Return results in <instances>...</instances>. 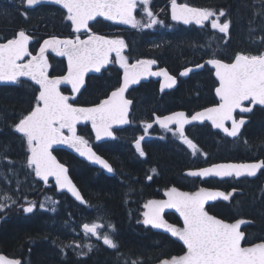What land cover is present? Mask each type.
I'll list each match as a JSON object with an SVG mask.
<instances>
[{
  "label": "trees",
  "instance_id": "obj_1",
  "mask_svg": "<svg viewBox=\"0 0 264 264\" xmlns=\"http://www.w3.org/2000/svg\"><path fill=\"white\" fill-rule=\"evenodd\" d=\"M163 1L165 0L157 1V5H161ZM191 1L197 6L216 12L223 10L225 13L223 21H229V29L223 41L219 42L223 50L220 54L218 50V58L227 61L239 52L261 53L264 42L257 39L264 34V15L261 12L264 11V0ZM20 7L0 5V41L13 38L17 30L24 29L32 37L30 50L34 53L45 37L53 34H70V24L65 20L66 14L59 8L43 5L26 10ZM163 18L169 22L168 12ZM91 28L95 31L117 29L116 26H108L103 21L95 22ZM181 31L183 34L178 36L173 33L158 36L150 32L120 35L128 42L133 56L156 58L171 72L177 73L181 68L199 64L207 57L188 46L201 43L199 40L202 38L201 34L196 29L182 28ZM48 63L51 75L64 73L65 61L62 58L49 55ZM119 77L120 71L116 68H109L99 76H88L85 88L78 98H71L72 103L89 105L99 102L118 85ZM213 85L212 73L205 67L201 71L182 77L177 88L166 94L169 97L165 96L162 101L171 107L188 106L190 99H195V94L200 97L204 91L210 93ZM153 86L154 83H148L140 87ZM62 90L70 93L67 88ZM37 91V87L26 80H21L13 86H0V161L7 159L13 162L15 168L30 167L27 164L29 146L26 138L15 133L14 125L32 110L36 104ZM152 95H156L155 91ZM195 100L199 103L200 98ZM137 113V110L133 109L132 126L124 131H118L119 140L115 142L96 144L88 125L78 127V134L111 163L115 170L113 176L103 172L95 175L94 168L86 162L64 150L54 151L58 159L68 166L72 179L87 201V206L77 204L65 194H57L53 184L49 187L38 183L32 190L22 192L15 205L0 212V253L11 259L20 260L21 264H132L133 260H141L140 264H156L163 259L181 255L185 251V246L178 237L145 225L136 201L129 202V205L134 207L132 212L126 205L129 194L134 200L141 198V184L144 183L147 174L144 167L150 163L158 169L160 177H153L148 189L155 185L166 186L170 182L183 189L188 186L187 189L192 191L198 186L218 188L225 194H230L229 199L214 201L208 206V211L227 222L246 220L242 226L245 236L243 244L264 241V174L253 180L201 183L191 180L189 184L192 186L184 184L180 178L181 171L186 167V159L182 153L183 146L174 140L167 144L152 141L151 144L156 143V146L149 149L147 163L139 159L138 150L132 143L137 140L140 133ZM256 115L257 113L244 127L237 140L238 146L236 141L232 142L235 146L229 148L231 142L226 141L224 153H221V147L216 146L211 154L227 161L253 159L256 150H260L261 144H264V122L258 123V120H253ZM258 117L262 119L261 116ZM129 131L131 133L126 135ZM191 133L198 143L202 144L204 140L206 145H212L204 128L191 129ZM3 164L6 165L5 162ZM46 193H54L63 199L66 208L63 209L62 205L56 214L40 210L41 199ZM29 204L33 206L32 212L24 210ZM69 219L77 223L108 221L115 228L114 242L118 247L109 248L101 242L97 249L85 258H77L71 252L63 257L62 244L74 238L69 229L64 227ZM167 220L176 226L181 225L177 216L172 215Z\"/></svg>",
  "mask_w": 264,
  "mask_h": 264
},
{
  "label": "snow or ice",
  "instance_id": "obj_2",
  "mask_svg": "<svg viewBox=\"0 0 264 264\" xmlns=\"http://www.w3.org/2000/svg\"><path fill=\"white\" fill-rule=\"evenodd\" d=\"M21 2L32 7L39 5L42 0H21ZM50 2L62 4L67 9V19L75 26L76 32L88 29V22L97 16H104L109 20L119 21L132 27L150 28L156 23H163L158 21L151 9L147 7L144 8L149 18L147 23L142 24L135 18L134 12L137 5H147L148 0H50ZM171 3L173 20L189 23L194 19L200 25L211 20L213 29L218 28L221 33H226L229 29V21L219 22L220 17L225 15L223 10L217 14L213 9L192 8L187 4H177L176 0H171ZM213 17L215 19H212ZM30 39L31 37L24 30H20L14 38L0 43V81L16 82L18 77L28 76L39 85L36 105L27 115L22 116L14 128L26 138L31 153L27 164L35 167L36 176L42 177L45 181L49 176H54L61 189L66 188L77 200H82L80 193L66 174L67 169L64 165L57 163L49 149L54 144H67L80 155H87L89 159L95 160L111 172L110 165L87 146L88 142L83 137L76 134V124L80 120L91 121L96 130L97 139L101 137V134L112 136L113 124L128 123V105L131 101L124 99L125 90L130 84L136 83L140 76L149 73V66L156 62L139 60L129 66L126 58L121 55L125 47L123 39H110L95 33L89 35L86 40H81L79 37L74 40L52 37L44 41L37 56H33L28 50ZM49 48L58 55L67 57L68 74L66 76L49 78L45 57V52ZM111 53H115L124 68L122 85L112 91L108 99L102 100L95 106L77 107L69 103V97L59 91V85L65 82L70 83L72 91L78 92L83 83L84 73L90 68L99 72L102 66L109 63ZM25 56L31 59L27 63H18ZM207 63L215 66L216 76L219 78L220 86L216 88V93L220 97V103L197 112L191 117L186 116L184 112L156 117V122L162 128L172 132L174 136H179L194 153L197 148L185 136L186 124L208 119L216 128L223 129L227 135L235 138L245 120L241 118L237 121L233 112L236 109H240L242 113L250 112L251 108L242 106L244 101L252 105H264V53L257 55L236 53L231 63H225L220 59H210ZM197 67L201 66L197 65ZM189 71L191 69H186L181 75H186ZM150 74L165 78L166 83L161 85L162 88H170L176 82L175 78L163 69ZM226 121L232 122L231 128L225 126ZM172 124L176 125L175 130L170 128ZM151 127V124L146 126V128ZM64 130L71 135L65 136ZM142 139L143 137H140L136 141V148L140 150L141 156L144 155L140 145ZM260 169H264V160L239 164H214L207 168L189 171L188 175L202 178L241 177L245 174L255 176ZM229 195L205 188H200L194 193L180 192L172 188L167 192V200L148 201L144 205L147 209L144 212V224L166 229L172 236L182 240L187 249L180 256L161 260L160 264H264V241L246 247L241 246L245 236L238 229L245 221L237 220L234 223H227L205 211L207 201L215 200L217 197L228 200ZM4 207L5 204L0 203V209ZM166 208H175L179 211L183 217L182 228H177L164 220L162 213ZM24 210L32 212L33 206ZM101 227L104 225L95 223L91 226L83 225L85 232L92 235H97V229ZM102 238L105 245L113 249L118 247L108 234H104ZM89 250H91L90 245ZM0 264H21V261L0 255ZM132 264H140V262L132 261Z\"/></svg>",
  "mask_w": 264,
  "mask_h": 264
},
{
  "label": "flooded vegetation",
  "instance_id": "obj_3",
  "mask_svg": "<svg viewBox=\"0 0 264 264\" xmlns=\"http://www.w3.org/2000/svg\"><path fill=\"white\" fill-rule=\"evenodd\" d=\"M176 2L180 3V4L188 3V4H191V5H195L191 0H178ZM156 3L157 2H155L154 4H156ZM25 4L26 3L23 4V7L25 9H27L28 7ZM199 7H201V6H199ZM202 8L208 9L206 7H203V6H202ZM156 19L158 20V18H156ZM169 19H170V17H169ZM106 24H108V26H113V24L110 23V22H106ZM166 24H169L172 28L170 30H167V29H164V30H152L151 29L152 27H150V28L141 27L142 28L141 29V28H137V27H132L131 26L129 29H120L116 33L120 35L121 33H130L131 34V33H134V32H138L139 34H142V33L150 32V33H156L158 36L159 35H163V33H173V34L178 36L180 34H183V31H181V29L182 28H186L187 30L188 29H191V30L196 29L200 34H202L207 29L209 23H206L203 27H197V26H195L193 24H190L189 26H185V25H183L181 23L175 22V21L170 19L169 22H166ZM92 31L94 33H102V34H104L106 36H109V37H112L113 34H114V30L113 31H112V29L109 30V28H107L105 30H102V31H95V30L92 29ZM224 36H225V34L219 35L218 42L223 41V37ZM123 39L125 40L124 42L126 43L127 47L124 50V52H121V54L125 53L127 55V58H128V63L127 64H131V63H133V62H135V61H137V60H139L141 58H148L150 60L156 61V65L154 67H152V70H160L162 68H165L167 70V72L171 76H173L175 78V80H176V86L174 88H170V89H168L166 91H163V92H161V86H160V81L161 80L160 79H148L147 81L141 82L138 86L131 87L126 93L127 98H129L132 101L130 118L132 119L131 116H132V113H133V109L134 110L136 109L137 112H138L137 113V115H138L137 117H138V125H139V130H140V133L138 135V139H140V137H143V139L140 140V145H141V150L143 151L144 155L141 156L140 155V150H138L139 159L141 161H143L144 163H147V159H148L147 157H148L149 149L152 148L153 146H156V143L151 144L152 141H161V143L163 142V143L167 144L170 140H174L176 143H178L181 146H183L182 153H183V156L186 159V167L183 168V170L181 171V178H180L181 182L184 183V184H189V182L191 180H197L200 183L203 182V180H200L199 178L189 177V176L184 175V172L186 170H188V169H194V168H199V167H203V166H208L210 164L219 163V162L231 161V160H228V161L224 160V159L220 158V156H215V155L211 154V152H213L214 148H216V146H218V148L221 147V149H220L221 153H224L225 146H226V141H229L231 143L232 142L236 143V141L239 139L241 133L243 132L244 127L250 121V118L253 117V115H255L256 113H257V115L253 118V120H255V119L258 120V123H262V121L264 122V108L263 107L254 106L252 108V110L248 114L235 113L237 121H239L241 118L246 119L247 121L244 123V125H243V127H242V129H241V131L239 133V136L236 139H234V140H232L229 136H227L224 133H222L220 130H215L212 127V125L209 124L206 121L203 122L202 124H194V125L186 126L185 127V136L188 139H190L196 145V148H197V151L194 153L193 150L191 148H189V146L187 144H185L184 141L179 136H174L172 134V132L162 128L160 125L155 123V116H163L165 114H168V113H171V112H175V111H185L187 113V115L190 116L194 112L199 111L201 109H205V108H209V107H213L215 105H218L220 103V101L218 100V98L214 94V89H215V87L217 85L216 80L213 78L214 79V85H213V87H211L210 93L204 91L201 94L200 97L197 94L194 95L195 99H199L200 98V100H203V102L199 100V103H197L195 99H190L191 102H190V105H188V106L171 107L170 104L165 103L162 100L164 99L166 94L174 91L177 88V86L179 85V82H180L182 77H187V76H189L191 74H189V75H187V74L186 75H181L182 68L177 73L171 72L166 66L161 64L156 58H153V57H138L137 58L136 55L133 56V51H131L128 42L126 41V39L124 37H123ZM199 40H201V39H199ZM218 46H219L218 50H219V54H220V51L223 50V48H221L222 44L218 43ZM194 49H196V48H194ZM198 50H197L198 54L201 53L202 56H207L205 59H207L209 57H214V56L217 57L216 54H211V51L208 50L207 48L204 49L203 47H199ZM115 59H117V57L114 54V55H112L111 62L108 64V66L105 69L101 70L100 73H98L96 75H91V76H99V75H102L105 72H107V70L109 68L110 69L111 68H116L117 70L120 71V77H119V83H118V85L115 88L119 87V84L121 82V76H122V72H123V67H120L119 64H117V62H115ZM205 59H202V61H204ZM227 61H230V60H227ZM204 68L205 67H203V69ZM212 77H213V74H212ZM148 83H154L155 86H153V87H140V86H142L144 84H148ZM207 90H208V88H207ZM154 91L156 93L155 96L152 95L154 93ZM135 97H136V99H135ZM166 97H169V96H166ZM152 100H155V102H152ZM245 105L249 106L250 103H246ZM148 108H149V111H148ZM258 116H261L262 119L259 118ZM148 124H151L152 127L151 128H146V126ZM230 126H231L230 124H227V127H230ZM199 127H202V128H204V130H206V132H207V134L209 136V139H210V141L212 143L211 146L209 144L206 145L204 140H203L202 144L198 143L197 140H196V137L194 135L192 136L191 129L195 130L196 128H199ZM170 128H172L173 130L176 129L175 126L170 127ZM252 132H254V131H252ZM169 136L172 137V138H169ZM93 141L96 144H102L103 143V142H99V143L95 142L94 138H93ZM136 141L134 143L132 142L133 145H136ZM231 143L229 144L230 146L235 145V144H233V143L231 144ZM124 144L126 145L127 143L125 142ZM236 144L238 146V144H239L238 141H237ZM168 146H170V145H168ZM257 160H264V144H261L260 150H256V154H255V157L253 159L243 160V161H257ZM234 162H239V161L235 160ZM148 163H150V162H148ZM146 166H148V168ZM146 166L144 167L146 172H147L146 178H145L144 183L141 184L142 186H141V189H140L141 198L138 199V200H134L133 197L130 198V196H129L130 194L127 195V198H130L131 202H134V201L137 202V207L140 210V215H141V213L143 214V212L145 210L144 205L149 200H151V199H164L165 196H166L165 195V191L169 190L170 188L176 187V188L181 189V190H185V191H189V192L192 191V190L187 189L188 186L186 187V189H183V188H181V186L176 185V184L171 183V182L168 185H166V186H160V185L156 186L155 185V186L152 187V189H150V188L148 189V184L151 183L153 177L154 178L155 177L156 178L160 177V172L151 163L147 164ZM153 169H155V171H153ZM93 170H95V175L98 174V173L103 172L102 169H98V168H94ZM262 174H264V169H262L259 172V174L253 179H256L257 177H259ZM149 177H150V179H149ZM263 177H264V175H263ZM246 179H248V178H242V179H238V180H235L234 178H231V179H228V180L243 181V180H246ZM253 179H248V180H253ZM205 181H220V182H222V181H225V180H219V179H216V178H210V179H206ZM189 185L192 186L191 184H189ZM263 185H261V186H263ZM199 187L200 186H198V188ZM213 189H218V188H213ZM173 213L174 212H172V211H165L163 213V216H164V218L166 220H167L168 217H170L172 215L173 216H177L175 213H174L175 215ZM141 218H142V215H141ZM177 219L179 220L178 217H177ZM67 222L71 223L70 227L74 226L75 228H77V226H78L77 222L73 221L72 219H69V221H66L65 225H64V227L66 229L70 228L69 225L66 224ZM179 222H180V220H179ZM78 231H79V229H78Z\"/></svg>",
  "mask_w": 264,
  "mask_h": 264
},
{
  "label": "water",
  "instance_id": "obj_4",
  "mask_svg": "<svg viewBox=\"0 0 264 264\" xmlns=\"http://www.w3.org/2000/svg\"><path fill=\"white\" fill-rule=\"evenodd\" d=\"M177 4H180V3H177ZM182 4H184V3H182ZM39 5H54V6H57V7L61 8L63 11L67 12V9L64 8L62 4H59V5H58V4H55V3H51L50 0H42V2H41ZM39 5H36V6H39ZM187 5H188V4H187ZM36 6H32V7H36ZM189 6L192 7V8H199V7H194V6H191V5H189ZM200 9H204V8H200ZM169 15H170V18L172 19V5L170 6V9H169ZM134 16H135V12H134ZM98 18H104V19H107V18L104 17V16H97V17H95L93 20H91V21L88 22V29H81L79 32H76V31H75V26H74V25L72 24V22L69 20L70 23H71V26H72V32L76 34V36H75L74 38H71V37H61V36H57V35L47 36V37H45V38L41 41V43L39 44L36 53H35V54H32V55H33V56H37V55L39 54L40 47L43 45L44 41L47 40V39H50V38H52V37H56V38L61 39V40H63V39H73V40H74V39H76V37H79L78 34H80V33H84V32H90L89 24L92 23L94 20H96V19H98ZM172 20H173V19H172ZM173 21L178 22V23H181V24H183V25H185V26H189L190 24H193V25H195V26H197V27H203L204 24H205L206 22H208V21H205L203 25H200V24H197V23L195 22L194 19H193V20H190L189 23H184L183 20H173ZM19 31H20V30H19ZM19 31H18V32H19ZM18 32H17V33H18ZM17 33H16V34H17ZM26 34L29 35L27 32H26ZM96 35H100V34H96ZM29 36H30V35H29ZM100 36H103V35H100ZM30 37H31V36H30ZM105 37H106V36H105ZM79 38H80V37H79ZM87 38H88V36H86V37H84V38H80V39H81V40H86ZM108 38H109V37H108ZM120 39H122V38H120ZM30 40H31V39H30ZM30 40H29V43H28V50H29V52H30V49H29ZM6 41H7V40H6ZM6 41L0 42V43H5ZM125 49H126V47H124V48L122 49V51H124ZM122 51H121V52H122ZM263 53H264V52H263ZM112 54H115V53H111V54H110V57H109V63H110V58H111V55H112ZM48 55H54V56H57V57H59V58H63V59L65 60V65H66L65 72H64L63 74H61V75H50L49 72L47 71V74H48L49 78L66 76V75L68 74V60H67V57H66V56H60V55H58V54H57L55 51H53L51 48L47 49L46 52H45L46 60L48 59ZM27 58H28V60L31 59V57H29V56H25V57L22 58L21 61H18V63H27V62H28V60L26 61ZM139 60H145V61H146V60H148V59L142 58V59H139ZM139 60H138V61H139ZM209 60H210V59H207V60L205 61V63L208 65L209 68L213 69V76H214V78L217 80V83H218L217 86L215 87L214 94H215V96L218 98V100L220 101V97H219V96L217 95V93H216V88L220 86L219 78L216 76V69H215V66H213V65L207 63V61H209ZM155 62H156V61H155ZM223 62H224V61H223ZM231 62H232V61H231ZM231 62H229V63H231ZM109 63H108V64H109ZM135 63H136V61L133 62L132 64H128V65L131 66V65H133V64H135ZM225 63H227V62H225ZM108 64L102 66L99 72H97V71H95V69H91V68H90L87 72H85V73H84V76H83V83L81 84L80 89H79L78 92H74V91H72V86H71V84H70V83H66V82H65V83H62V84L59 85V91H60L63 95L68 96L66 93H64V92L61 90V87H66V88L70 89V91L72 92L73 97H74V98H77V97L81 94V92L83 91V89H84V87H85V85H86V78H87V76H89V75H96V74L100 73L101 70L105 69V68L108 66ZM155 65H156V63L150 65V66H149V73H145L144 75L140 76L139 79H138V81H137L136 83H134V84H130V85L128 86V88H127V89L125 90V92H124V99L131 101L130 99H127V97H126V93H127V91H128L131 87L138 86L141 82L147 81L148 79H160V80H161V81H160V86H161L162 84L166 83L165 78H164L163 76H155V75H151V74H150V73H152V72H158V71L161 70V69H160V70H152V67H154ZM203 65H204V64L202 63V64H200L201 67H197V66H189V67H187V68L181 70V73L184 72L186 69H191V71L187 72V74H189V73H191V72H194V71L200 70V69L203 67ZM162 69H163V70H166L165 68H162ZM166 71H167V70H166ZM168 74H169V73H168ZM169 75H170V74H169ZM123 78H124V68H123V72H122V76H121V82H120L119 87H120V86L122 85V83H123ZM18 79L29 80V81L33 82V83L38 87V93H37V96H38V94H39V85H37L36 82H35L34 80L31 79V77H28V76H22V77H18ZM175 81H176V80H175ZM16 83H17V81H16V82H13V81H0V86H2V85H15ZM175 86H176V82H175V83L172 85V87H170V88H174ZM119 87H118V88H119ZM170 88H168V87L162 88V87H161V92L166 91V90H168V89H170ZM114 90H115V89H114ZM114 90H112V91H114ZM112 91L108 94V96H106V97H105L104 99H102V100L108 99V98L111 96ZM102 100H101V101H102ZM101 101H100V102H101ZM100 102H98V103H96V104H99ZM69 103H71V102H69ZM246 103H249V102H248V101H244L242 106H243V107H249V108H251V109H252L254 106L264 107V105H259V104H256V105H252V104H250L249 106H246V105H245ZM96 104H91V105H76V104H74V106H77V107H91V106H95ZM131 104H132V101H131V103L128 105V114H127V120H128V123H126V124H113V125H112V128H111V131L113 132V135H112V136H104L103 134H101V137H100L99 139H97V137H96V130L93 128L91 121H86V120H80V121L77 122V124H76V134L78 135V133H77V132H78V130H77V127H78V126H80V125H84V124H87V125L90 126L91 132H92L93 136L95 137L96 142H103V141H109V140H114V139H116V134H115V132H114V129H123V128L127 127V126L130 124L129 115H130V113H131V108H130V107H131ZM209 108H210V107H209ZM205 109H206V108H205ZM203 110H204V109H201V110H199V111L194 112L193 114H195V113H197V112H201V111H203ZM177 112H184L185 115L188 116L187 113H186L185 111H175V112H171V113L165 114V115H163V116H168V115H171L172 113H177ZM237 112L240 113V114H248V113H249V112H244V113H242V112L240 111V109H236V110L233 112V116H234V118H235V113H237ZM193 114H191V115H193ZM191 115L188 116V117H191ZM163 116H155V123H157V124L159 125V123L156 122V117H163ZM244 120H245V122L247 121L246 119H244ZM205 121L208 122L209 124H211L212 127H213L215 130H220L222 133H224L225 135H227V133H225V132L223 131V129L216 128V127L212 124L211 120H208V119H204V120H202V121H193V122H191L190 124H186L185 127L188 126V125L202 124V123L205 122ZM227 124H230V125L232 126V122H231V121H226V122H225V126H226V127H227ZM243 125H244V124H243ZM243 125L240 127V131H241ZM171 126H175V127H176L175 124L170 125V127H171ZM231 126L228 127V128H231ZM14 130H15V128H14ZM240 131H239V133H240ZM15 132H16L18 135L23 136V134L17 132L16 130H15ZM184 132H185V129H184ZM239 133H238V135H239ZM64 135H65V136H69V135H71V134H70L67 130H65V131H64ZM227 136H229V135H227ZM229 137L232 138V139H234V137H231V136H229ZM235 138H236V137H235ZM87 146L90 147V148L92 149V151H93L97 156H99V157H101L103 160H105V161L110 165V167L112 168V165L108 162V160H107L106 158H104L103 156H101V155H100V154H99V153H98L93 147H91V146H89V145H87ZM58 149L65 150V151L71 153L72 155H74L75 157L79 158L80 160L89 163L92 167L99 168V169H103L104 173L107 174V175H109V176L113 175V168H112V171L109 172L106 168L103 167V165H101V164H99V163H96L95 160H93V159H89L87 155H84V156L80 155L79 152H77L75 149L71 148V147H70L69 145H67V144H63V143L54 144V145H52V147L49 149L50 152H51V154H52V156L55 157L57 163L64 165V167L67 169V173H66V174H67L68 178L71 180L72 184L75 186V188H76L77 191L80 193V195H81V197H82L83 199H82V200H77L76 197L73 196L72 193L69 192L66 188H65V189H61V188L59 187V185L56 183V179H55L54 176H49L48 179H47V181H45L42 177H38V176H36V178H37L39 181H41L43 184H47L48 182L53 181V184H54V186H55V188H56V191H57L58 193H66L71 199H73V200L76 201L77 203H79V204H81V205H86V200L84 199V197H83V195H82L80 189L77 187V185H76L75 182L72 180V178H71V176H70V174H69L68 166H67L65 163L61 162V161L58 159V157L56 156L54 150H58ZM30 154H31V153H29V156H30ZM259 161H260V160H259ZM248 162H254V161H247V162H232V161H228V162H220V163H214V164H227V163L239 164V163H248ZM214 164H211V165H214ZM211 165H209V166H204V167H200V168L188 169V170H186V171L184 172V175L189 176V177H192V176L188 175V172H189V171L199 170V169H201V168H207V167H210ZM34 168H35V167H34ZM260 170H261V169H260ZM260 170L257 171V174L259 173ZM257 174H256L255 176H247V175L245 174V175H243V176H241V177H235V176H232V177H235V179H239V178H242V177H248L249 179H252V178H255V177L257 176ZM196 178H200V179H202V180H203V179H208V178H202V177H196ZM211 178H212V177H211ZM214 178H218V179H227V178H231V177H224V178L214 177ZM171 189H172V188H171ZM169 190H170V189H169ZM169 190H167V191L165 192V195H166V198H165V199H158V200L152 199V200H149V201H161V200H167V199H168L167 192H168ZM177 190H179V189H177ZM179 191H180V192H184V191H181V190H179ZM197 191H198V190H197ZM195 192H196V191H195ZM193 193H194V192H193ZM217 198H221V197H217ZM209 202H211V201H207V202L205 203V205H206L207 203H209ZM169 210L174 211V212L179 216V218L181 219V221H182V223H183V217L180 215V213H179V211H178L177 209H175V208H166V209H164V211H169ZM145 211H147V209H146ZM164 211H163V212H164ZM205 211H206V210H205ZM209 214H210V213H209ZM210 215H211V214H210ZM163 218H164V217H163ZM218 219H219V218H218ZM164 220H165V219H164ZM234 222H236V221H234ZM234 222H232V223H234ZM168 224H170V223L168 222ZM243 224H244V223H242V224L240 225V227H239V229H238L239 231H241V226H242ZM83 225H84V224H83ZM83 225H82V229L84 230ZM171 225H172V224H171ZM90 226H91V225H90ZM183 226H184V225H183ZM154 228H155V227H154ZM155 229H158V230H161V231H164V232L170 233L169 231H167L166 229H163V228H155ZM84 231H85V230H84ZM241 232H242V231H241ZM90 234H91V233H90ZM170 234H171V233H170ZM180 241H181V243H183L182 240H180ZM242 241H243V240H242ZM242 241H241V246H242V247L250 246V245H242ZM254 244H255V243H254ZM183 245H184V244H183ZM184 246H185V245H184ZM185 247H186V246H185ZM186 250H187V249H186ZM185 252H186V251H185ZM183 254H184V253H183ZM0 255H4V254L0 253ZM4 256H5V255H4ZM8 258H9V257H8ZM10 259H11V258H10ZM159 264H160V263H159Z\"/></svg>",
  "mask_w": 264,
  "mask_h": 264
},
{
  "label": "rangeland",
  "instance_id": "obj_5",
  "mask_svg": "<svg viewBox=\"0 0 264 264\" xmlns=\"http://www.w3.org/2000/svg\"><path fill=\"white\" fill-rule=\"evenodd\" d=\"M159 0H148L147 5H140L138 4L137 7V15L136 19L140 20L143 23L148 22V17L146 13L144 12V8H150L151 11L154 13L155 17L158 18V21H162L163 23H156L152 25V30H170L172 27L169 24H166L165 20L163 19L164 14L168 10L169 5L171 4V0H165L162 5H155L154 3ZM178 1V0H176ZM19 2L21 0H0V5L1 4H7L9 6H16L18 4L19 7ZM262 14L264 15V11H261ZM219 14V12H217ZM67 14L65 15V20H67ZM221 18L219 19L220 23H223L221 21ZM212 19H215L213 17ZM119 26H129L128 24L121 23L117 21ZM141 28V27H137ZM117 31V30H115ZM224 33H221L219 29H213L211 27V20L208 24V27L206 31H204L201 36L200 42L202 43H197V44H190L188 45L190 48L192 47L193 49L196 48L198 50L199 47H203L204 49L207 48L212 52V54L215 53V45L212 42H218V37L219 35H223ZM115 38H118V36H113ZM257 41L264 42V34H261L259 36V39ZM205 42V43H204ZM123 57L126 58V61L128 63V58L125 53L121 54ZM115 62L119 64L120 67L121 63L119 59H115ZM49 68V65H48ZM47 68V69H48ZM131 131L127 132L126 135H129ZM235 145L231 146L229 145V148L234 147ZM176 152V151H175ZM2 162V163H1ZM6 163L4 165L3 163ZM0 170L2 172V175H0V203L5 204V207L3 209H0V212H4L6 209L11 208L13 205H15L18 202L19 197L21 196L22 192H27L32 190L37 186L39 180L36 178L35 174V168L33 166L31 167H18L15 168L13 167V162L8 161L7 159H4L3 161H0ZM47 186H51V184H47ZM7 197H10V199H7ZM127 198L126 200V205L128 207V210L132 212L134 210V207L129 205V202H131V199ZM63 199L59 198L56 194L54 193H46L43 195L40 203V210L48 212L50 214H56L58 210H60V207L63 205V209L66 208L65 203H63ZM43 204V207L41 205ZM32 206L29 204L27 207ZM61 208V209H62ZM95 224H100L104 225V227H101L97 229V235L90 236L87 233L81 232V230H75V227H70L71 223L67 222L66 224L69 225V231L72 233L74 238L70 239L67 242H64L61 246V251L63 257L67 255L68 252H71L75 255L77 258H85L92 254L96 249L97 246L101 244L105 245L103 242V235L108 234L109 237L114 241V235L116 233L115 228L112 226L111 223L108 221H103V222H94ZM92 223V224H94ZM89 245L91 246V250H89ZM109 247L108 245H106ZM111 248V247H109ZM83 253V254H82ZM133 261H139L141 260H133Z\"/></svg>",
  "mask_w": 264,
  "mask_h": 264
}]
</instances>
